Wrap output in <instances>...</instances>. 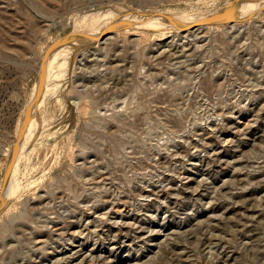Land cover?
Wrapping results in <instances>:
<instances>
[{"label":"rangeland","instance_id":"rangeland-1","mask_svg":"<svg viewBox=\"0 0 264 264\" xmlns=\"http://www.w3.org/2000/svg\"><path fill=\"white\" fill-rule=\"evenodd\" d=\"M249 1L0 0V264H264Z\"/></svg>","mask_w":264,"mask_h":264},{"label":"bare ground","instance_id":"bare-ground-1","mask_svg":"<svg viewBox=\"0 0 264 264\" xmlns=\"http://www.w3.org/2000/svg\"><path fill=\"white\" fill-rule=\"evenodd\" d=\"M253 2H255L254 0H250L247 4H245V5H243V6H239V7H233V8H231L230 10H228V12H226L225 14H221V13H223V12H221V13H217V14H210V17H208V19H207V21L206 22H208L210 19H214V18H216V17H220V15L219 14H221V16L222 17H224V18H221V19H218L217 21H223V20H225L226 18L225 17H227V16H229V17H234V16H237V15H241V14H244V13H247V12H250V11H253V10H256L257 9V7L260 5V4H257V5H255V6H252L253 4ZM252 6V7H251ZM236 11H238V13H236V14H234ZM108 12H112V13H108ZM108 12H107V14H104V15H100V16H95L96 14L94 13V12H91V14H90V18H94L93 16H95V18H97V19H104V18H108V17H114V18H117L118 16H120V15H128L129 16V18L130 19H132V20H134L133 22H128V26H132V27H139L140 25L139 24H142V25H151V26H153V27H155V28H164L165 26H167V27H169L168 29H170L171 27L170 26H168V25H166L167 23H165V24H163L162 25V23H159V22H155V21H151V20H153V19H149L148 17V20H146V19H142L141 17H136V16H132V15H129V14H126V13H114V11H112V10H108ZM145 17V16H144ZM228 17V18H229ZM94 18V19H95ZM212 19V20H213ZM217 19V18H216ZM142 20V21H141ZM154 20H156V19H154ZM99 21V20H98ZM98 21L97 22H85L82 26H87L86 27V30H89L91 27V29H93V26L96 24V23H98ZM216 21V20H215ZM214 21V22H215ZM109 22V21H108ZM136 22V23H135ZM180 22V21H179ZM138 23V24H137ZM176 23V22H175ZM191 23V22H190ZM161 24V25H160ZM169 24V23H168ZM178 24V23H177ZM171 25V24H170ZM173 25V24H172ZM96 26V25H95ZM175 26H178V25H175ZM183 26V25H182ZM182 26H178V27H182ZM90 29V30H91ZM171 29H173V28H171ZM89 30V31H90ZM80 29L77 31V33L76 34H78L77 36H76V38L74 39V41H73V43H72V45H71V47H70V53H69V66L71 65V59H72V53L75 51L73 48L74 47H76V43H77V47H78V44H79V42H80V38H81V36L84 34V31H82L81 32V34H80ZM86 34V33H85ZM84 34V35H85ZM80 35V36H79ZM78 36H79V38H78ZM77 38H78V40H77ZM60 85V84H59ZM53 91V90H52ZM37 92H35V94H36ZM50 93H52V92H50ZM35 94L33 95V97H32V100H33V98H34V96H35ZM41 96H43V95H40L39 96V98H38V101L40 100V98L42 99L43 97H41ZM32 100H31V103H32ZM32 104H30V112L29 113H31V109H32V107H33V105L31 106ZM29 121V120H28ZM32 131V130H31ZM31 135H32V132H31V134H30V140H29V145H30V141H31ZM15 163V162H14ZM14 169V168H13ZM13 169L11 170V173H10V177H9V180L8 181H10V178H11V175H12V173H13ZM9 183V182H8ZM8 183H7V186H8ZM7 186H6V188H7ZM4 203V202H3Z\"/></svg>","mask_w":264,"mask_h":264},{"label":"water","instance_id":"water-1","mask_svg":"<svg viewBox=\"0 0 264 264\" xmlns=\"http://www.w3.org/2000/svg\"><path fill=\"white\" fill-rule=\"evenodd\" d=\"M236 13H238V11H236L234 14H236ZM208 17H209V16H208ZM117 18H119V19H124V20H127V21H134V20L130 19L128 15H124V14L118 16ZM204 20H205L204 18H200V19H198L196 22H194V23L188 25L187 27H185L184 30L197 28V27L201 26L202 23H204ZM141 21H142V20H141ZM77 35H78V34H75V35H74L73 41H74V39L76 38ZM73 41H72V43H73ZM71 64H72V60H71ZM39 95H40V91H38V92L35 94V96H34V98H33V100H32V103H31L32 105L34 104L36 98H37ZM32 105H31V106H32ZM0 201H2V199H1Z\"/></svg>","mask_w":264,"mask_h":264}]
</instances>
